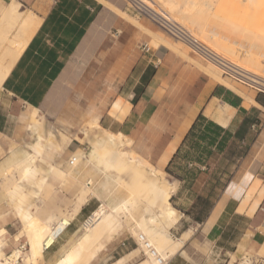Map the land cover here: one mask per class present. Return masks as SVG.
<instances>
[{
	"label": "crops",
	"instance_id": "1",
	"mask_svg": "<svg viewBox=\"0 0 264 264\" xmlns=\"http://www.w3.org/2000/svg\"><path fill=\"white\" fill-rule=\"evenodd\" d=\"M13 1L20 3L24 15L35 16L36 24L21 39L26 44L0 86V186L5 193L13 194L23 181H29L41 170L43 174L38 178L34 194L42 191L43 184L48 193L55 188L57 182L47 180L50 175L59 183L68 184L69 190L63 195L53 191L46 199L51 205L45 207L42 215L37 214L35 201L20 206V221L7 214L0 194L3 253L28 244L24 227L32 218L44 223L50 216L71 214L73 217L43 250L38 264H55L86 231L81 228L82 220L102 201L99 192L88 198L81 194L83 185L73 177L74 166L69 165L71 158L78 161L83 155L82 142L75 137L77 124L99 123L111 133L130 137L131 150L148 163L143 165L146 172H165L173 155L185 144L183 140L192 123L202 114L223 131L212 145H208V137L199 139L201 148L196 152L195 162L201 172L195 182H178L169 198V204L179 212L169 234H174L186 219L193 223L181 227L176 238L170 234L181 241V246L167 264H221L225 260L228 264L231 257L240 259L247 254L263 258L264 105L244 92L255 104L246 100L236 91L240 89L226 79L223 78L229 85L220 82L214 76L218 74L193 61L181 44L160 34L151 21L134 23L125 18V13L110 0H0V4L7 7ZM11 21H4L0 28L14 35L19 24L10 27ZM260 61L263 65V59ZM111 107L121 117L111 114ZM96 111L98 118L94 120ZM245 118L249 120L246 131L242 137H235ZM40 120L54 130L45 136L38 135L30 144L33 152L18 156L29 133V121L34 133ZM226 132L231 136L218 149L216 144ZM45 149L46 154L65 149L68 163L61 168L44 164L40 156ZM21 159L25 162L22 167L30 161L23 174L16 168ZM205 170L216 175L212 178V191L205 187L209 177ZM110 183L119 199L104 201L107 211L113 210L120 197L127 196L122 194L124 191L118 183ZM159 183L167 186L165 182ZM90 185L96 188L92 182ZM181 187L185 196H193L188 199V208L171 203H175V198L180 199ZM22 196L20 201L25 200ZM198 197L209 203L205 213L200 214L202 206ZM81 198L84 202L73 213L74 204ZM66 199L72 203L67 213L60 214ZM144 214L142 211L140 217ZM198 215L200 219H196ZM123 216L130 218L127 212L120 213V225L101 241L102 248L77 264H116L120 259L122 264L142 261L136 254V240L121 224ZM140 217L135 219L133 213L131 227ZM15 249L21 253L18 264H25L27 252L22 257L23 252ZM221 255L226 259H219Z\"/></svg>",
	"mask_w": 264,
	"mask_h": 264
},
{
	"label": "bare ground",
	"instance_id": "2",
	"mask_svg": "<svg viewBox=\"0 0 264 264\" xmlns=\"http://www.w3.org/2000/svg\"><path fill=\"white\" fill-rule=\"evenodd\" d=\"M151 2L160 11L166 12L170 19L180 24L192 37L197 39L203 46L205 52L212 53L213 61L204 62L218 70L219 76H214L220 82L229 85V83L224 80L227 79L229 82L241 86V84L233 78L246 77L264 86V64L261 65L260 63V60L263 59L264 61V0H151ZM223 6H225L224 9H222ZM213 10L214 13L218 12L215 21H213L214 13L211 12ZM0 11L8 17V20L12 18H16V21L19 20V26L17 28L18 36L20 34L28 36L35 28V16L30 14L24 15L25 13L23 14L20 10V3L16 1L11 2L7 7L0 4ZM222 23L226 24L225 29L234 31L235 39L230 41V44L221 38L215 30L214 25ZM173 40L177 41L176 39ZM15 41V39H11L5 44L12 58L8 64L2 62L3 56L0 55V86L10 69L11 63L15 61L26 44L25 39L24 41L19 39L16 44H14ZM179 43L186 46L181 42ZM186 48L188 47L186 46ZM242 55L248 56L250 60L259 64L262 68L261 73L242 63L240 58ZM208 69L210 70V68ZM225 72L230 75H226ZM236 91L246 100L255 104L247 94L241 90L236 89ZM91 123L99 128L100 130L97 129V132L105 137V140H103L99 146L103 155L99 154L97 148L94 147L91 151L92 159L114 166L124 174H135L139 176L141 167L148 163L131 150L130 137L119 133H111L102 128L99 124ZM29 155L30 154H28V156ZM25 156L23 158H25ZM11 161L12 159H10L9 163ZM23 163L25 162L21 159L16 165V168L20 170L19 174H23L30 165L29 160L24 167H22ZM76 163L77 159L71 158L69 165L75 166ZM156 172L162 174V172L157 170ZM68 174L72 176L71 173ZM68 174L66 173V175ZM81 183L85 185L84 182ZM101 187L102 185L100 188ZM145 189L154 192L156 195L162 194L163 196L161 195V199H157V202L152 203L151 206H146V214L143 215L140 220L135 221L136 225L133 227L134 234L138 236L139 233H143L153 248L164 258L170 257L173 253L175 254L179 244H181L180 241L172 240L171 236L167 233L168 228L173 225L179 217V213L176 209L168 207L169 198L174 192V187L168 185L163 187L158 180V182L155 181L146 185ZM94 193L95 192L91 189L87 190V196L89 197ZM115 194L116 193L113 192L112 189L108 188L103 190L102 195L98 198L103 202L104 196L110 195L111 200L114 201L112 197L116 198ZM134 202L133 199L123 197L116 206H113V210L111 211H103L105 209L103 205L104 202L100 203L101 206L96 210L97 213H101L97 221L84 232L81 238L73 243L64 256L55 264H77L78 260H85L87 256H90L97 249H101V241L104 238L110 237L120 225V213L125 209H132L135 206ZM79 207L80 205L77 204L75 212L78 211ZM68 215V218H53V216H50L49 220L44 223L37 220V218H32V220L26 224L24 229L28 235L29 247L28 254L24 258L25 264H38L39 260L43 257V250L52 244L56 234L61 232L73 218L70 214ZM1 236L2 235H0V264H18L21 256L19 250L14 249L9 254H4L2 250L4 243ZM138 243L140 247H143L140 241H138ZM164 248L167 249L165 252ZM144 254L152 262L143 260L136 264H160L155 258L151 257L149 250L145 247ZM229 264L231 263L229 262Z\"/></svg>",
	"mask_w": 264,
	"mask_h": 264
},
{
	"label": "rangeland",
	"instance_id": "3",
	"mask_svg": "<svg viewBox=\"0 0 264 264\" xmlns=\"http://www.w3.org/2000/svg\"><path fill=\"white\" fill-rule=\"evenodd\" d=\"M235 1H240V0H235ZM110 2L113 3L114 6H116L120 10H122L125 13L124 17L127 18L128 20H130L131 22L137 23V22H142L145 19L148 20L144 16H138V15H135L134 12H131V10L128 9L126 3L123 0H110ZM224 8H225V6L222 7V9H224ZM165 10H167V9H165ZM211 12L214 13V10ZM213 15H214L213 21H215V18L217 17L218 12L214 13ZM0 20H1L0 26H3L4 21L8 20V17H6L4 14H2L1 11H0ZM11 20H13V21H11V23H9L8 26L12 27L14 24H16V25L18 24V21H16V18H12ZM148 21H150V20H148ZM225 25L226 24L222 23V24H215L214 26H215V30L217 31V34L221 38H223L225 41H227L228 44H230V41L235 39V34H234L233 30L225 29ZM153 27L157 31H160L161 32V33L159 32L160 34H162V35L170 38L171 40H173L172 37L165 34L156 25H154ZM1 28H3V27H1ZM1 28H0V55L3 56L2 62H7V61L10 62V60H12V58H11V55L9 54L10 52H8L6 49L5 44L8 41H10L11 39H15L16 41L14 44H16L17 40L23 39L24 35L18 36V33L15 32L14 35L12 34L13 35L12 36L10 34V30H4ZM177 43L180 44L179 42H177ZM182 47H184L186 54L189 55L191 59L192 58L194 59L193 61H198L202 66H204V67L206 66V67L210 68V70L219 74L218 70L212 68V66H210L208 63L200 60L196 55L191 53L190 50L188 48H186V46L182 45ZM9 56H10V58H9ZM181 56H183V55H181ZM183 57L185 59H187V61L189 63L196 65L192 60L188 59L185 56H183ZM240 58H241L242 63L246 64L247 66H249V67L257 70L259 73H261V71H262L261 66L259 64H257L256 62H253L252 60H250V58L248 56L242 55ZM204 72H206V71H204ZM209 76H211V75L209 74ZM232 84L235 87H237L238 89H240L242 92L249 93L253 99H255V97H257L259 94H264V93L257 92L256 89H254V88H252V87H250L244 83H240L241 86H238L237 84H234V83H232ZM110 112L115 117H118V118L121 117L119 115L118 116L116 115L115 107H111ZM125 112H126V108L124 110V113ZM260 112H262V111H260ZM262 113L264 114V111ZM93 117H94V120L98 118L97 111L93 114ZM31 124H32V122L29 121V123H28V128H29L28 132L29 133L27 135L26 140L24 142H22V144L19 148V151L17 153L18 156H22L27 151L33 152L30 144L35 142L38 139V135L45 136L48 134L49 130H54V128L51 129L48 127L49 123H47L45 121L43 123V120H40V123L37 122L36 132L33 133V132H31V128H30ZM97 129H99V128H97L94 124H92L90 122H82V123L77 124L76 134L79 130L80 131L77 134V136L75 134V137L80 142H82V147H83L82 153H83V155L80 156V159H78L76 165L73 167L74 168L72 170L73 177L78 182H84L85 183V185L81 183L83 185L82 186L83 190H82L81 194L82 195L84 194V196H86L87 198L89 197V196H87V190L91 189L94 192H99V196H101L103 193V190L108 189V188L112 189L110 182L118 183L119 186L121 187L120 189L122 191H124L122 194L126 195V193H127L126 197L133 199L135 201L134 202L135 206L132 209L130 208V210L129 209L123 210L122 213L127 212L130 218L123 216V218H121V224H122V226L126 227L129 230V232L131 233V235L133 237V240L134 239L136 240V235L134 234V231L131 230L133 228V227H131V226H133V220L131 219V218H133V213H134L135 219H138L140 217V215L142 214V211L145 212L146 206H151L152 203H156L157 199H161L160 196L162 195V194L156 195L154 192H152L148 189H145L146 185H148L149 183L155 182V181L158 182V180H159V182H165V184H167L168 186H170V185L174 186V190H175L177 188L178 182H195V179L198 177L199 173L201 172V171L197 170V166H196V162H195L197 151H194L190 147L189 141H187L181 147V149L179 150V152L177 153V155L173 159V162L169 166H167V171H165V172L163 171L162 174H159L158 172H155L153 170H151V172H146L147 171L146 168H144L142 166L139 176H136L135 174L127 175V174H124L123 172H121L120 170H118L117 168H115L114 166L108 165L105 162H98V161L92 159L91 151L94 147L97 148V151L99 154L103 155L102 150L99 148V146L101 145L100 143L103 140H105V137L102 134H100L99 132H97ZM46 151H47L46 149L43 150V154L40 156V159L42 158L41 161L44 164H47V165H48V163L55 164L61 168V167H64L68 163L69 155H66L65 149L63 151L62 150H57V151L55 150V151H53L52 154H46ZM204 173L209 175V177H207L208 181H206L207 184L205 185V187H207V189H209V191H212V187H213L212 186L213 185L212 178H214L216 175L212 174L213 172L208 173L207 170H205ZM42 174H43V171L40 170V171H38V173H36V175L33 178H30L29 181H23V185L20 187V189L13 192V194L12 193L11 194L5 193L4 190L0 186V194L2 196L1 198L5 202V206L7 208V214L17 218V220L20 221L21 217H20V213L18 212L19 207L20 206L25 207L31 201H35V203L38 204L37 214L42 215L43 212L46 210L45 207L48 205H51L50 203L46 202V199L50 198L49 196L52 194L53 191L60 194V195H63V193H65L69 190L68 184H61V183H59L60 181L58 179H54L50 175L47 178V180L49 182H57V184H55V188L51 189V191L48 193L45 189V185L43 184L41 187L42 191L38 195L34 194L33 190L37 187L36 183L39 181L38 178ZM105 177H107V178H105ZM106 180H108V181H106ZM90 182H92L96 186V188L92 187L90 185ZM101 185H102V187L100 188ZM185 185H187V184L185 183ZM70 188H71V186H70ZM74 189H75L74 191H75V195H76V192H77L76 184L74 186ZM185 189H187V188H185ZM112 191L115 192L113 189H112ZM206 192H208V191H206V189H205V193ZM180 193H183V194L180 195ZM184 193H185L184 188L181 187V192H179V194H178L180 199L175 198V203L174 202H171V203H173V205H177V206H180L183 208H188L189 207L188 199H191L189 197H193V196H185ZM21 195H24L22 197H24L25 200L20 201ZM115 195L117 198V194H115ZM192 195H195V194L192 193ZM36 196H38L39 202H36L37 201ZM209 196H212V194L210 193ZM105 197H106V199H105ZM116 198L112 197V199H114V201L116 200ZM104 199H103V202L106 200L113 201V200H111L110 195L104 196ZM66 201H67V199H66ZM152 201H154V202H152ZM83 202H84V200L81 198L77 201L76 204H74L73 213L77 212V211L75 212L77 204L81 205ZM71 203H72V200H69V202L67 201L65 204H63L64 208L60 209L59 213L60 214L67 213L68 209H69V204H71ZM103 205L105 206L104 203H103ZM142 206H144L143 210H142ZM201 206H202V204H201ZM206 206L208 208L209 203H207ZM168 207L173 208L172 204L171 205L169 204ZM103 211H107V210L104 209ZM108 211H111V210H108ZM145 214H146V212H145ZM67 216H69V215L65 214V215H61L60 217L66 218ZM142 216L140 217V219L142 218ZM192 223H193L192 221H190L189 219H186L184 224L180 225L179 229L181 227L182 228L188 227V225H190ZM179 229H177V231L175 230L174 234L170 233L173 238H176L179 236V234L177 233V232H179ZM83 232H84V230H83ZM167 233L169 234V228L167 230ZM0 235H2V233H0ZM81 235H82V232H81L80 236ZM173 238H172V240H176ZM177 241H180V240H177ZM180 243H181V241H180ZM180 246H181V244H179L178 248ZM28 247L29 246L27 243H23V244H20V245L14 247L13 249L19 248L23 252V254H22V257H23V256H25L26 252L28 254ZM134 247L138 249L136 254H138V256L140 257V259L142 261L146 260L147 262H149V261L152 262L143 253L142 248L140 247V245H138L137 241H136V245ZM12 250H9L6 254H9L10 252H12ZM166 250L167 249L164 248V252ZM20 255H21V253H20ZM247 257L250 258V260L251 259L258 260L257 258H254L253 256L248 255V254L244 257V259H246ZM219 259H226V256L221 255ZM242 259L243 258L237 259L235 257H231L232 262H230V263L231 264H239L242 261ZM260 262H261V264H264V257L260 259ZM122 263H123V260L120 259L117 261L116 264H122ZM243 263H245V262H243ZM243 263H241V264H243ZM221 264H227V260H225L224 263L221 262ZM246 264H248V262Z\"/></svg>",
	"mask_w": 264,
	"mask_h": 264
},
{
	"label": "built area",
	"instance_id": "4",
	"mask_svg": "<svg viewBox=\"0 0 264 264\" xmlns=\"http://www.w3.org/2000/svg\"><path fill=\"white\" fill-rule=\"evenodd\" d=\"M128 9L131 10V12H134L135 15L138 16H144L148 20H150L152 23H154L161 31H163L165 34L169 35L173 39H176L177 41L185 44L188 49L190 50L191 53L196 55L200 60L202 61H213L212 53L211 52H205L203 50V46L201 45L200 42H198L197 39L192 37L189 32L182 27L180 24L177 22L173 21L170 19L166 12L160 11L157 7H155L151 0H123ZM226 75H230L227 72H225ZM235 81L244 83L254 89H256L257 92L264 93V86H261L260 84L254 82L253 80H250V78L246 77H241L237 78L234 77ZM101 205L99 204L97 208L90 212L83 220L81 223V228L83 230L87 229L88 227L92 226L97 219L100 216V212L97 213V209ZM71 222V221H70ZM70 222L66 225L68 226ZM65 226V227H66ZM64 227V228H65ZM138 241H140L143 244L142 251L144 253V247L147 248L150 252L151 257L155 258L157 262L160 264H167L169 257L164 258L153 246L151 243L147 240L146 236L143 233H139L138 236H136ZM136 239V241H137ZM137 241V243H138ZM138 245H140L138 243ZM22 247V246H21ZM47 248V247H46ZM246 261L249 262V264H261L260 259L258 260H253L250 258L242 259V262H245L243 264H246ZM239 263V264H240Z\"/></svg>",
	"mask_w": 264,
	"mask_h": 264
},
{
	"label": "trees",
	"instance_id": "5",
	"mask_svg": "<svg viewBox=\"0 0 264 264\" xmlns=\"http://www.w3.org/2000/svg\"><path fill=\"white\" fill-rule=\"evenodd\" d=\"M228 92L231 93V91L228 90ZM237 97V96H236ZM238 98V97H237ZM256 100L261 103L262 105H264V94H259L256 97ZM229 103H231L232 105L236 106V102L233 100H228ZM248 118H245L243 120V122L241 123V126L239 127V129L235 132L234 136L235 137H242L244 132L246 131V125L248 123ZM202 123L204 124L203 130L200 129V126ZM223 131V128L221 126H219L218 124L207 120L202 114H199L195 121L192 123L191 127L189 128V131L187 132V134L184 137L183 141H189L190 147L194 150L197 151L199 148H201V143L199 141L205 139L206 137L209 138V143L208 145H212L218 135L220 134V132ZM231 136V134L228 132H226V134H224L221 139L217 142L216 147L218 149L223 148L225 141L227 140V138ZM181 148H179L176 153L173 155V157L171 158L168 166L173 162V159L175 158V156L177 155V153L179 152ZM201 200V201H200ZM198 201L201 202L202 207H201V213H205L206 212V208H207V203L208 201L198 197ZM196 219H200V215H198L196 217Z\"/></svg>",
	"mask_w": 264,
	"mask_h": 264
}]
</instances>
